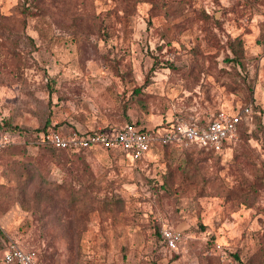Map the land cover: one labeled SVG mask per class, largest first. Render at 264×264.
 Segmentation results:
<instances>
[{
	"label": "rangeland",
	"instance_id": "1",
	"mask_svg": "<svg viewBox=\"0 0 264 264\" xmlns=\"http://www.w3.org/2000/svg\"><path fill=\"white\" fill-rule=\"evenodd\" d=\"M243 42L241 63L230 42ZM251 106L221 153L74 155L41 130H147ZM0 264H263L264 0H0ZM178 229L176 249L161 242Z\"/></svg>",
	"mask_w": 264,
	"mask_h": 264
},
{
	"label": "built area",
	"instance_id": "2",
	"mask_svg": "<svg viewBox=\"0 0 264 264\" xmlns=\"http://www.w3.org/2000/svg\"><path fill=\"white\" fill-rule=\"evenodd\" d=\"M250 111V105L236 112L220 110L203 124L199 121L176 119L169 126L162 127L161 131L147 130L133 123H124L118 130L112 132L80 133L49 129L39 133L38 139L39 142L61 149L119 150L123 158L130 162L141 160L162 146H169L172 150L180 151L190 146H197L221 152L237 139L238 126L243 116ZM8 143H10L9 135L0 134V151ZM160 236L168 249H176L183 239L182 232L171 227L162 228ZM1 260L5 264H42L35 251L24 249L14 241H9L5 245Z\"/></svg>",
	"mask_w": 264,
	"mask_h": 264
},
{
	"label": "trees",
	"instance_id": "3",
	"mask_svg": "<svg viewBox=\"0 0 264 264\" xmlns=\"http://www.w3.org/2000/svg\"><path fill=\"white\" fill-rule=\"evenodd\" d=\"M229 48L231 49L232 53H233V56L230 57V58H227L226 60L227 61H230V62H234V63H241L240 59L242 57V52H243V42L242 40L237 37L235 38L234 40H232V42H230L229 44ZM249 104H247L246 106H248ZM245 107V106H243ZM241 109V108H240ZM232 112H236V111H239V110H231ZM248 115V114H247ZM247 115H244L243 116V119L242 121L240 122L239 126H238V132L240 133V130H241V127H242V124H243V121H244V117H246ZM174 122V121H172ZM172 122H168L166 126H169L170 123ZM127 123H133L135 125H137V122H132V121H127ZM199 123H204V121H199ZM138 126V125H137ZM121 127V126H120ZM119 127V128H120ZM119 128L115 129L114 131L118 130ZM49 130V129H48ZM56 131H60V132H72V131H76V130H71V131H64V130H61V129H54ZM47 130H41V132H46ZM230 145V144H229ZM228 145V146H229ZM50 146V145H49ZM50 148L55 152V153H60V152H67V153H70V154H74V155H81L82 153H85V152H89V151H93V150H97V149H93V148H87V149H84V148H81V149H78V150H70V149H61V148H56V147H53V146H50ZM161 150H166V149H171L169 146H162L160 148ZM159 149V150H160ZM100 150H106L108 152H112V150L110 149H102L100 148ZM185 150H196V151H199V152H204V153H212V154H219L221 152H216L214 151L213 149H204V148H199L197 146H190L188 148H184V151ZM183 151V150H182ZM159 237L161 239V242L164 244L165 246V243L162 241V238L160 236V232H159ZM166 247V246H165ZM4 248V247H3ZM2 248V249H3ZM167 248V247H166ZM28 250V249H27ZM259 255V258H260V261L264 264V249L262 248L260 250V253L258 254ZM40 259V258H39ZM40 262L42 263V261L40 260ZM43 264V263H42Z\"/></svg>",
	"mask_w": 264,
	"mask_h": 264
}]
</instances>
